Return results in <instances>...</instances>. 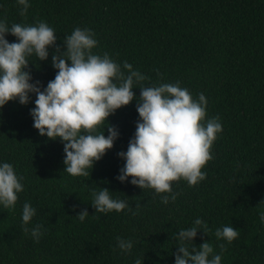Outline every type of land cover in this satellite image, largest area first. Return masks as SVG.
Returning a JSON list of instances; mask_svg holds the SVG:
<instances>
[{"label":"trees","instance_id":"obj_1","mask_svg":"<svg viewBox=\"0 0 264 264\" xmlns=\"http://www.w3.org/2000/svg\"><path fill=\"white\" fill-rule=\"evenodd\" d=\"M24 16L17 0H0V22L53 28L61 50L76 28L94 32L93 54L107 52L121 66L124 61L148 77L133 85L134 99L111 114L108 126L119 135L111 149L88 169L90 175L64 172V144L50 140L33 127L30 110L13 100L0 108V165L9 163L23 185L12 209L0 205V264H175L180 229L200 218L207 235L198 231L194 244L208 241L221 264H264V0H28ZM12 43L16 37L10 33ZM40 61L28 57L31 83L41 90L55 78L54 47ZM70 64V61L68 62ZM159 73V75H158ZM127 74V73H126ZM180 82L193 100L205 95L206 120L219 117L222 132L211 148L213 159L201 169L206 178L194 186L180 179L171 184L175 201L162 203L154 189L120 182L117 176L134 137L140 87ZM104 127V129H103ZM108 188L113 199L128 207L99 213L93 192ZM36 215L27 225H42L39 241L22 228L23 205ZM140 208L137 209V204ZM87 209L81 222L76 216ZM233 226L238 237L218 240L217 228ZM131 240L121 252L116 237ZM220 244L225 245L221 252ZM191 248V245H189Z\"/></svg>","mask_w":264,"mask_h":264},{"label":"clouds","instance_id":"obj_2","mask_svg":"<svg viewBox=\"0 0 264 264\" xmlns=\"http://www.w3.org/2000/svg\"><path fill=\"white\" fill-rule=\"evenodd\" d=\"M17 2L23 6L20 15L24 16L30 6L28 0ZM9 33L16 37V42L10 43L6 39ZM94 36L87 28H76L64 38L66 48L61 50L56 44L53 28L43 21L34 26L13 23L11 27L0 22V108L17 99L26 105L29 93H34L35 107L30 110L33 127L41 136L61 140L65 153L64 172L71 176L88 177V169L113 147L119 135L117 129L108 126L107 137L98 129L105 126L111 114L134 99V82L148 79L127 61L121 66L107 52L93 54L92 49L98 45ZM50 46L55 48L52 66L57 72L41 90L40 82L31 83V73L25 69L29 66L28 57L33 54L40 61L47 60ZM140 90L137 103L140 119L127 151L118 153L125 164L117 179L123 183L131 177L130 183L134 186L154 189L157 194L168 193L170 196L161 197L162 203L167 204L169 199L175 201L177 196L172 192V182L183 179L189 186H194L206 178L201 169L213 159L211 148L223 129L219 117L205 119L208 103L205 95L201 93L198 100H193L179 81L140 87ZM22 191L23 185L13 166L9 163L0 165V205L14 208L17 194ZM92 195L91 205L96 212H121L128 207L125 201L113 199L108 188ZM136 207L139 209L140 204ZM35 215L36 209L25 203L22 228L38 242L43 234L42 225L31 230L27 226ZM87 216V209H83L76 217L83 222ZM259 219L264 224V212L259 214ZM201 230L206 235L209 231L207 224L197 218L192 227L176 233L175 264H221V256L213 254V246L208 241L199 247L194 244ZM238 235L233 226H223L215 231L218 240L228 243ZM116 242L121 252L132 250L131 240L118 236ZM219 247L221 252L225 250L224 244ZM135 264H143V257Z\"/></svg>","mask_w":264,"mask_h":264}]
</instances>
